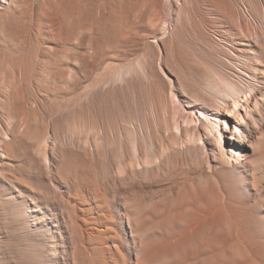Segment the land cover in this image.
<instances>
[{
  "label": "rangeland",
  "instance_id": "374dc122",
  "mask_svg": "<svg viewBox=\"0 0 264 264\" xmlns=\"http://www.w3.org/2000/svg\"><path fill=\"white\" fill-rule=\"evenodd\" d=\"M138 260L264 264V0L0 2V264Z\"/></svg>",
  "mask_w": 264,
  "mask_h": 264
},
{
  "label": "bare ground",
  "instance_id": "6f19581e",
  "mask_svg": "<svg viewBox=\"0 0 264 264\" xmlns=\"http://www.w3.org/2000/svg\"><path fill=\"white\" fill-rule=\"evenodd\" d=\"M7 1L8 0H0V2L2 3V4H6L7 3ZM9 3V2H8ZM254 99H256L255 98V95H253V96H249V97H247L246 98V100L243 102V104L240 106V107H238L239 105H238V103L240 102L239 100L238 101H234V103H233V111H235V113L233 114V115H235L236 117H235V119L237 120H235V126H234V128H233V132H235L236 133V131H238V127H237V125H239L240 126V129H242V128H244L245 126H247L246 125V120H245V118H246V114L248 115V114H250L251 113V110H250V108H248L247 107V104L249 103V101L251 100H254ZM256 101V100H255ZM246 105V106H245ZM257 105H258V103L256 102V107H257ZM242 107H244V109L242 110V111H245V118H244V116H242V114L240 113V110H241V108ZM230 111V110H229ZM232 113V112H231ZM227 117H231L232 115H229V114H227L226 115ZM247 119V118H246ZM244 124V125H243ZM243 130V129H242ZM241 130V132L243 133L242 134V138L241 137H239L238 135L236 136V134H235V137L233 136L234 134H232V133H230V135H229V137H228V141H230V144H231V147L229 148V156L231 157L232 156V153L233 154H235V152H234V149H236L237 151H239L238 153H237V158H239V160H243V157H244V154H243V151L246 149V146L247 147H250V144H251V139H248L249 137H250V132H243ZM245 130V129H244ZM246 130H247V128H246ZM245 130V131H246ZM228 133H229V131H228ZM222 135V134H221ZM220 135V136H221ZM254 135V134H253ZM253 137V136H252ZM236 151V152H237ZM207 241H208V239H207ZM200 249V248H199ZM196 252V251H195ZM217 255H221V254H219V252H217ZM220 260H221V258H220ZM138 263L139 264H142V262L140 261V260H138ZM149 263V262H148Z\"/></svg>",
  "mask_w": 264,
  "mask_h": 264
}]
</instances>
